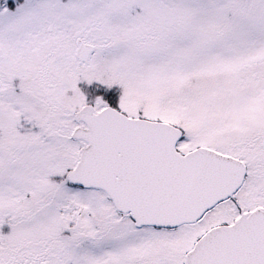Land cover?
I'll list each match as a JSON object with an SVG mask.
<instances>
[{
    "label": "snow or ice",
    "instance_id": "1",
    "mask_svg": "<svg viewBox=\"0 0 264 264\" xmlns=\"http://www.w3.org/2000/svg\"><path fill=\"white\" fill-rule=\"evenodd\" d=\"M0 264H264V0H0Z\"/></svg>",
    "mask_w": 264,
    "mask_h": 264
}]
</instances>
